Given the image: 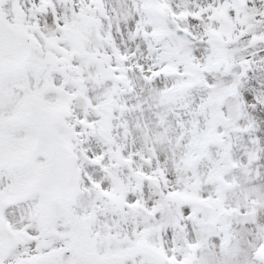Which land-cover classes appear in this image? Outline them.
Wrapping results in <instances>:
<instances>
[{
  "label": "rangeland",
  "instance_id": "obj_1",
  "mask_svg": "<svg viewBox=\"0 0 264 264\" xmlns=\"http://www.w3.org/2000/svg\"><path fill=\"white\" fill-rule=\"evenodd\" d=\"M53 3L58 17L71 19V12L79 9L76 0ZM102 3L107 19L99 11H88L69 26L65 37L70 54L83 56L86 50H95L100 59L104 53L112 56L114 45L128 57L118 62L112 56L104 65L118 68L112 75L123 72L126 81L97 76L94 64L73 58L71 63L80 65L78 87L71 79L78 74L65 69L70 77L65 87L82 93L71 100L72 115L67 119L95 122L94 129L75 127L81 133L73 141L79 176L85 184L87 174L102 188H115L114 202L83 193L81 209H102L98 211L101 225L111 226L115 233L110 242L143 231L144 236L130 247L111 253L115 261L137 249L148 264H261L256 251L264 243V41H249L253 33L264 32V0H227V4L225 0H170L173 11L224 6L211 21L213 13L208 11L200 20L189 16L179 22L198 39L190 44L175 40L170 31L156 25L153 14L141 7L142 0ZM24 7H29L27 0ZM93 16L100 20L98 29L92 25ZM164 19L166 27H174L169 18ZM137 21H150L145 30L152 33L155 27L156 34L145 38L135 33ZM39 24L46 32L55 29L51 11L39 15ZM210 27L220 29L219 38L206 34ZM109 33L111 39H103ZM228 39L231 42L225 44ZM223 49L233 53L230 65L218 57ZM206 60L213 67L192 78L191 66L197 61L203 66ZM244 60L249 65L242 72ZM164 65L169 66V75L145 79L150 67L155 71ZM54 75L57 82L65 78ZM201 77L217 85L211 98L212 90L195 82ZM176 80L193 83L162 98L160 91ZM229 85L234 86V93L225 91ZM107 93L114 104L104 103ZM250 96L255 99L250 101ZM98 104L101 107L94 110L92 106ZM100 154L103 159L98 163L89 161ZM122 156L131 159L125 162ZM192 200L223 209L225 215L214 224L196 221L188 214ZM131 201H138L139 206L128 207L125 202ZM153 206L151 214L145 211ZM29 207L26 201L11 209L9 220L19 222L20 214L26 222ZM150 245L158 252H150ZM161 245L164 252H159ZM173 256L175 260L170 259Z\"/></svg>",
  "mask_w": 264,
  "mask_h": 264
},
{
  "label": "snow or ice",
  "instance_id": "obj_2",
  "mask_svg": "<svg viewBox=\"0 0 264 264\" xmlns=\"http://www.w3.org/2000/svg\"><path fill=\"white\" fill-rule=\"evenodd\" d=\"M27 3L29 7L25 8L24 0H0V264H148L139 252L118 261L111 256L117 248L130 247L143 237V231H133L131 236L107 242L105 237L115 235L111 226H102L96 210H83L79 202L83 193H94L96 199L109 202H114L115 194L113 186L102 188L99 182L87 174L85 177L88 182L85 184L79 176V167L75 165L78 157L75 156L73 141L81 135L75 131V127L81 125L94 129L95 122L86 119L70 122L67 119L72 115L71 100L82 94L79 91L70 92L65 87L70 78L65 74V69L78 74L71 78L72 84L81 86L80 65H73V58L79 59L81 63L94 64L97 76L126 81L123 72L119 76L112 75L118 68L110 65L104 67L112 56L118 62L128 59L114 45L112 56L104 53L100 59H97L98 53L95 50H86L83 56L81 53L70 54L67 51L65 37L72 23L88 11H99L107 19L102 0H76L79 9L71 12V19L68 16H56L53 0H27ZM141 7L145 11L169 18L174 29L183 32L180 21H186L189 16L193 20H200L202 14L208 11L213 13L209 17L211 21L219 8L224 6L212 8L209 5L197 12L187 9L173 11L170 0H142ZM49 11L56 27L46 32L41 30L39 15H48ZM147 23L150 21H137L135 33L145 38L155 35V27L152 33L145 30L144 25ZM92 25L95 29L100 27L98 17H92ZM91 32L92 29L87 37L89 40ZM206 34L219 38L221 33L220 29L210 27ZM96 35H99L98 31ZM103 39L110 40V33ZM257 41H264V32L259 35L253 33L249 43L255 44ZM223 42L230 43L231 39ZM50 44L55 47H50ZM225 53L227 55V49ZM62 55L63 61L60 59ZM196 67L200 71H208L213 65L206 60L201 66L197 61ZM241 69L242 72L248 70L247 62L241 61ZM148 71L150 75L145 77L146 80L170 74L168 65L156 71L150 67ZM54 73L65 78L57 82ZM89 76L92 77V74L89 73ZM195 82H202L212 90L208 93L209 98L215 95V83L208 84L203 77ZM192 83L176 80L170 88L162 89L159 94L166 98L190 87ZM225 91L234 93L235 88L229 85ZM106 96L104 103L114 104L110 93ZM253 99L255 96L249 97L250 101ZM92 107L95 110L101 105ZM88 159L91 163H98L103 159V154ZM121 159L127 162L131 157L122 156ZM61 181L64 190L62 194L55 195L54 188ZM24 201L30 202L26 222L9 221L4 209ZM125 203L130 208L139 206L138 201ZM42 211L47 212L46 220L42 218ZM145 211L151 214L155 206ZM137 255H140L139 260L136 259ZM256 255L264 264V243L259 245ZM170 259L175 260V257Z\"/></svg>",
  "mask_w": 264,
  "mask_h": 264
},
{
  "label": "water",
  "instance_id": "obj_3",
  "mask_svg": "<svg viewBox=\"0 0 264 264\" xmlns=\"http://www.w3.org/2000/svg\"><path fill=\"white\" fill-rule=\"evenodd\" d=\"M63 190H64V185H63V182L61 181L55 186L54 194L55 195H60V194H62ZM194 208H195V211H196V210H199L198 208H200V206L195 205ZM193 215L196 216L195 212H194ZM203 219L208 220L206 218H203Z\"/></svg>",
  "mask_w": 264,
  "mask_h": 264
}]
</instances>
